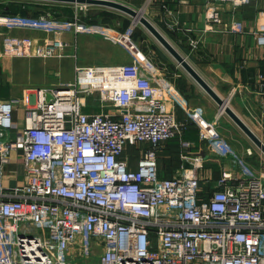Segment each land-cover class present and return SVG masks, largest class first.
<instances>
[{
	"label": "built area",
	"instance_id": "obj_1",
	"mask_svg": "<svg viewBox=\"0 0 264 264\" xmlns=\"http://www.w3.org/2000/svg\"><path fill=\"white\" fill-rule=\"evenodd\" d=\"M206 2L212 29L221 23L219 4L235 9L249 0ZM62 4L74 7L70 18L0 13L2 27L50 35L45 41L5 34L2 50L52 57L64 44L62 33L97 32L85 20L86 4ZM222 28L244 32L239 19ZM130 33L112 34L130 62L75 65L71 81L36 88L15 136L12 112L19 99L0 98V264H264V179L218 130L221 108L211 118L199 109L188 113L209 152L190 151L191 142L181 139L188 166L170 178L158 176L157 147L185 126L168 102L188 106L173 85L148 73ZM253 33L264 46V22ZM257 93L264 115V77ZM88 97L101 110L84 111ZM128 146L140 153L135 167ZM18 150L23 182L5 185L4 166ZM205 162L235 170L223 169L204 189L199 171Z\"/></svg>",
	"mask_w": 264,
	"mask_h": 264
},
{
	"label": "crops",
	"instance_id": "obj_2",
	"mask_svg": "<svg viewBox=\"0 0 264 264\" xmlns=\"http://www.w3.org/2000/svg\"><path fill=\"white\" fill-rule=\"evenodd\" d=\"M21 1L25 3L24 12L32 13L30 15L48 13L39 5L64 6L62 3L49 1L41 3L0 0V3L19 4L22 3ZM119 1L142 10L237 115L261 140H264V115L260 106L262 96L257 93L264 77V46L257 44L253 33V30L264 22V0H249L247 4L235 9L219 4L221 23L212 29L206 25L204 14L206 0ZM4 4H0V13H9ZM70 5H65L71 8V11L69 10L71 14L66 18H70L74 12V7ZM94 7L96 12L92 15L87 13L85 20L94 24L97 32L76 35L69 31L62 33L64 44L52 57H20L4 52L1 40L5 34L28 35L45 41L50 35L28 28L7 29L0 26V98L19 99L18 103H14L12 118L15 127L11 135L15 136L16 131H20L25 126L24 111L26 107L33 105L32 93L36 88H52L71 81L75 65H111L130 62L131 57L126 48L121 43H117L112 36V34H123L130 29V37L144 54L143 63L146 64L148 73L158 77L163 84L173 85L188 106L168 102L175 119L185 126L180 134L161 142L156 149L157 174L160 178H170L180 172L186 163L180 155L181 139L191 142L190 151H201L203 155L209 152L203 141L198 138L196 125L188 118V113L199 109L204 117L211 118L217 113L219 105L141 23V26L134 25L133 17L127 13L112 8H102L104 6L94 5ZM16 10L19 11L18 8ZM59 11L63 13L65 10ZM61 16L64 17L63 14ZM231 19L241 20L244 32L235 33L223 29L224 23ZM25 94L30 95V104H25L21 100ZM91 100V104L84 106V111L101 110L96 99L91 97ZM218 130L249 162L255 161L253 157L262 159L261 154L255 150L256 146L224 112L219 115ZM145 146L147 144H142L141 148ZM246 149H250L252 153L246 154ZM19 152V150L12 151L10 161L4 166L3 184L5 185L13 186L23 182V167L17 157ZM125 154L129 153L125 152ZM139 155L138 149L133 157L130 155L132 167L136 166ZM261 163L260 161L259 164ZM253 166L264 178V166ZM223 169L231 172L235 170L228 165L221 167L205 162L199 171L202 177L201 187L210 188L212 182L220 177Z\"/></svg>",
	"mask_w": 264,
	"mask_h": 264
},
{
	"label": "water",
	"instance_id": "obj_3",
	"mask_svg": "<svg viewBox=\"0 0 264 264\" xmlns=\"http://www.w3.org/2000/svg\"><path fill=\"white\" fill-rule=\"evenodd\" d=\"M59 3H81L89 5L104 6L112 8L128 15L133 19L137 18L155 39L172 55V57L187 71V73L197 82V84L222 108L231 120L241 129V131L251 140V142L264 154V141L237 115V113L225 102V100L213 89V87L199 74L191 63L183 56L169 40L158 30V28L140 10L115 0H41ZM51 98L49 92L46 93V100ZM185 166H188L185 163Z\"/></svg>",
	"mask_w": 264,
	"mask_h": 264
},
{
	"label": "rangeland",
	"instance_id": "obj_4",
	"mask_svg": "<svg viewBox=\"0 0 264 264\" xmlns=\"http://www.w3.org/2000/svg\"><path fill=\"white\" fill-rule=\"evenodd\" d=\"M26 1H32V2H41V3H43V1H35V0H26ZM22 2V1H21ZM50 2V1H49ZM51 3H53V2H51ZM87 5V7L89 8L88 10H86V12L88 13V15L91 13V15L93 14V12H96V9H95V7H94V5H89V4H86ZM39 6H42V8H45V10H46V12H48V13H51V14H54L53 16H55V17H57V18H66V16H68L69 14H68V12H70L71 10V8L69 7V6H67V7H51V6H49V5H39ZM70 6H72V5H70ZM73 8V7H72ZM83 8H85V7H83ZM102 8H108V7H102ZM31 10V9H30ZM59 10H65L63 13H60V11ZM70 10V11H69ZM80 11V10H79ZM28 12V11H27ZM140 13H142L144 16H146V14L144 13V12H142V10L140 11ZM22 14H24V15H30V14H32V13H22ZM61 14H63L64 15V17L63 16H61ZM71 14V13H70ZM60 15V16H59ZM148 18V17H147ZM132 20V19H131ZM134 25H139V26H141V24L139 23V22H136V24H134ZM91 102H92V100H91V98L90 97H88L87 99H86V103H88V104H91ZM110 108H112V107H110ZM223 113V110L221 111V114ZM216 115V114H215ZM214 115V116H215ZM213 117V116H212ZM262 141H264V140H262ZM136 148L134 147V146H130L129 148H128V150L126 151L127 153H129L130 155H132V157H133V155L134 154H136ZM255 150L258 152V154H261V156H262V159H259V157H253L254 159H255V161L253 160V161H250L253 165H259V166H264V154H262L261 152H260V150L257 148V147H255ZM262 162L261 164H259V162ZM262 179H264V178H262ZM205 189H208V188H205Z\"/></svg>",
	"mask_w": 264,
	"mask_h": 264
},
{
	"label": "trees",
	"instance_id": "obj_5",
	"mask_svg": "<svg viewBox=\"0 0 264 264\" xmlns=\"http://www.w3.org/2000/svg\"><path fill=\"white\" fill-rule=\"evenodd\" d=\"M0 4L3 5L4 3H0ZM15 4H17V3H15ZM15 4L9 2V3L4 4V5H5V7L8 9L7 11H8L9 13H17V12H19V11H21V13H22V12L24 13V10L26 9V8L24 7L25 3L22 2V3H19V4H17V5H15ZM64 6H65V5H64ZM64 6H62V7H64ZM65 7H67V6H65ZM16 8H18L19 11H17ZM24 8H25V9H24ZM70 13H71V12H68V14H70Z\"/></svg>",
	"mask_w": 264,
	"mask_h": 264
},
{
	"label": "bare ground",
	"instance_id": "obj_6",
	"mask_svg": "<svg viewBox=\"0 0 264 264\" xmlns=\"http://www.w3.org/2000/svg\"><path fill=\"white\" fill-rule=\"evenodd\" d=\"M134 22H138V19H137V18H135V19H134ZM226 103H227V102H226ZM221 109H222V108H221Z\"/></svg>",
	"mask_w": 264,
	"mask_h": 264
}]
</instances>
